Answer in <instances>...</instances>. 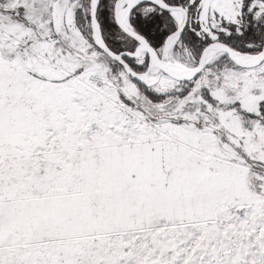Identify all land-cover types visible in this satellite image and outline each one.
<instances>
[{
    "label": "snow or ice",
    "instance_id": "6c2138e0",
    "mask_svg": "<svg viewBox=\"0 0 264 264\" xmlns=\"http://www.w3.org/2000/svg\"><path fill=\"white\" fill-rule=\"evenodd\" d=\"M0 264H264V0H0Z\"/></svg>",
    "mask_w": 264,
    "mask_h": 264
}]
</instances>
